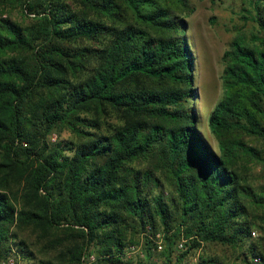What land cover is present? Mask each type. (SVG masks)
<instances>
[{
  "label": "trees",
  "instance_id": "16d2710c",
  "mask_svg": "<svg viewBox=\"0 0 264 264\" xmlns=\"http://www.w3.org/2000/svg\"><path fill=\"white\" fill-rule=\"evenodd\" d=\"M12 1L35 24L0 16V261L14 252L26 264H83L89 254L92 264H181L218 243L246 244L243 259L264 263V236L261 251L249 219V208H264V185L240 173L264 164V149L245 140L264 141V0H248L241 15L261 35L238 30L222 55L223 95L207 118L218 153L190 104L192 0ZM85 40L95 47L68 45ZM58 127L73 140L49 143ZM157 172L170 175L172 197ZM26 228L60 248L59 260L14 241ZM179 238L186 251L175 254ZM131 244L143 257L126 256ZM195 264L227 263L201 255Z\"/></svg>",
  "mask_w": 264,
  "mask_h": 264
},
{
  "label": "rangeland",
  "instance_id": "374dc122",
  "mask_svg": "<svg viewBox=\"0 0 264 264\" xmlns=\"http://www.w3.org/2000/svg\"><path fill=\"white\" fill-rule=\"evenodd\" d=\"M71 4L74 8L78 9V6L74 0H65ZM248 0H192L195 9L189 15L185 17L186 20V33L188 44L193 53V65H192V88L194 89L193 98L191 99V106L194 109L196 115L197 127L200 130L202 136L206 139L209 145L215 152H219L217 141L209 130L207 118L214 107V105L220 100L223 95V52L228 48V45L234 36V34L242 29L247 33H255L261 35L258 32L256 25L242 19L241 15L246 12L243 8L247 6ZM23 6L18 2L10 0H0V16L10 17L15 22L19 23L23 27H28L35 24L34 14L23 10ZM76 10V9H75ZM130 14L126 11L121 19L130 21ZM96 15L93 13L92 17ZM98 18V16H97ZM213 18V22H211ZM104 23H110L105 18H100ZM72 46L88 45L89 47L95 45L92 41H76L74 43H68ZM109 123H116L115 116L108 117ZM110 129V125L100 126L99 132H107ZM93 131V130H91ZM74 136L68 128L58 127L48 136V142L52 143L57 140H73ZM245 140L250 144L264 149V141L245 137ZM152 162V161H151ZM150 161H139L137 165L139 167H147L151 164ZM245 180L255 188L264 185V164L257 162H248L244 165L240 171ZM156 176L160 178V188L164 190L165 197H172L174 195L173 187L170 183V175L167 172L156 173ZM249 219L253 221L251 230V241L256 242L260 246L262 251L261 237L264 236V208L252 207L249 208ZM17 239L24 240L25 247L30 250L35 259H52L59 260L60 248H50L49 238H41L40 233L32 228H26L17 230ZM57 234H60L58 232ZM139 242L142 243L143 239L139 235L136 236ZM157 244L156 251L159 252L164 248V241L161 234H157L153 238ZM184 240L177 239L174 245L175 254L185 253L183 246ZM247 245H237L235 247L226 246L218 243H202L199 248L191 250L185 255L181 264H195L198 257L201 255L217 256L227 264H256L253 260L251 253H248V261L243 259L242 253L247 251ZM141 246L138 244L135 246L131 244L126 252L127 257L137 258L143 257L141 253ZM13 253V254H12ZM7 261H0V264H26V260L17 256L12 252ZM94 256L92 254L86 255L83 264H92ZM258 264H264L262 261Z\"/></svg>",
  "mask_w": 264,
  "mask_h": 264
},
{
  "label": "built area",
  "instance_id": "2783aa9c",
  "mask_svg": "<svg viewBox=\"0 0 264 264\" xmlns=\"http://www.w3.org/2000/svg\"><path fill=\"white\" fill-rule=\"evenodd\" d=\"M253 260H254L255 262H259V261H260V259H259V258H257V257H256V258H254Z\"/></svg>",
  "mask_w": 264,
  "mask_h": 264
}]
</instances>
